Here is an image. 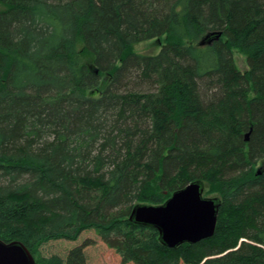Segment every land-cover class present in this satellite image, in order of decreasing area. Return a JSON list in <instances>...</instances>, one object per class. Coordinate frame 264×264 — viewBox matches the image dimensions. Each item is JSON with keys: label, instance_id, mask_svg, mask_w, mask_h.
<instances>
[{"label": "trees", "instance_id": "1", "mask_svg": "<svg viewBox=\"0 0 264 264\" xmlns=\"http://www.w3.org/2000/svg\"><path fill=\"white\" fill-rule=\"evenodd\" d=\"M0 4V239L46 264H264V0ZM195 180L212 236L130 220Z\"/></svg>", "mask_w": 264, "mask_h": 264}, {"label": "water", "instance_id": "2", "mask_svg": "<svg viewBox=\"0 0 264 264\" xmlns=\"http://www.w3.org/2000/svg\"><path fill=\"white\" fill-rule=\"evenodd\" d=\"M249 139V133L246 134ZM205 183L195 180L178 189L163 203H136L129 215L131 221L158 229L160 240L176 247L195 243L215 233L221 199L205 196ZM0 264H46L37 261L32 251L20 240L0 239Z\"/></svg>", "mask_w": 264, "mask_h": 264}, {"label": "rangeland", "instance_id": "3", "mask_svg": "<svg viewBox=\"0 0 264 264\" xmlns=\"http://www.w3.org/2000/svg\"><path fill=\"white\" fill-rule=\"evenodd\" d=\"M4 7L2 4H0V8ZM81 45H79V47L81 48ZM162 45L160 43V41L157 38H153L150 40H146V41H142L137 43L136 45L133 46L134 51L137 52H148V53H158L161 49ZM82 57H83V61L85 62H89L91 61L92 57L91 55L87 54V53H82ZM234 58H235V63L237 65V67L241 70V71H247L248 70V63H247V56L244 52H242L239 49H235L234 50ZM255 170L256 173L258 172H262L264 171V159L260 160L256 166H255ZM207 196H215L218 194L215 193H205ZM68 241L64 240L61 241V243L57 244V245H53L52 247H46V246H42L41 247V253L42 254H48L51 251H59L62 250L66 251L68 250V246H67ZM36 257H38L36 255ZM37 259V258H36ZM38 261V260H37ZM40 262V261H39ZM128 264H132V263H128Z\"/></svg>", "mask_w": 264, "mask_h": 264}]
</instances>
